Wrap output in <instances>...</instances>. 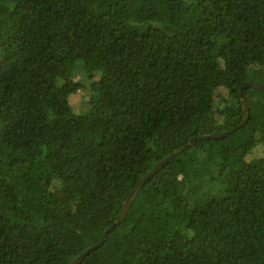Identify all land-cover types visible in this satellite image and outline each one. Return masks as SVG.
Here are the masks:
<instances>
[{
    "label": "trees",
    "instance_id": "obj_1",
    "mask_svg": "<svg viewBox=\"0 0 264 264\" xmlns=\"http://www.w3.org/2000/svg\"><path fill=\"white\" fill-rule=\"evenodd\" d=\"M244 83L264 85V0H0V264H70L161 160L228 131L160 168L79 264H264V92L242 89L238 127Z\"/></svg>",
    "mask_w": 264,
    "mask_h": 264
},
{
    "label": "water",
    "instance_id": "obj_2",
    "mask_svg": "<svg viewBox=\"0 0 264 264\" xmlns=\"http://www.w3.org/2000/svg\"><path fill=\"white\" fill-rule=\"evenodd\" d=\"M244 87H250V88H253V89H256V90H259V91L264 92V85L255 84V83H244L241 86L239 96H240V101L242 103V108H243V120H242L241 124L238 127L243 126L247 122V120H248V102H247V99H246L245 95L242 92V89ZM231 132H233V131H228V132H225V133L214 134V135H207V136H201V137L193 138L186 145H184L183 147H181L177 151L173 152L171 155H169L165 159L161 160L144 178H142L138 182V184L136 185V187L131 191V193L129 194L127 200L124 202V204L122 206V209L120 211V214L118 216V219L108 229L105 230V232L103 233L102 237L98 240V242L94 246H92L91 248L85 250L80 255H78L70 264H79L80 262H82V260L87 255H89L92 251H94L95 249H97L98 247H100L105 242V240L108 237L109 233L114 229V227L116 225H119L122 222V220L124 219L125 214H126V212L128 210V207H129L130 203L132 202V200L134 199L136 193L143 187V185L160 168H162L165 164H167L169 161H171L175 156H177L180 153L186 151L193 144H195L197 142H200V141H204V140H209V139L224 137L225 135H227L228 133H231Z\"/></svg>",
    "mask_w": 264,
    "mask_h": 264
},
{
    "label": "rangeland",
    "instance_id": "obj_3",
    "mask_svg": "<svg viewBox=\"0 0 264 264\" xmlns=\"http://www.w3.org/2000/svg\"><path fill=\"white\" fill-rule=\"evenodd\" d=\"M59 76H60L61 81H65L68 78H70V71L67 68H63L59 71ZM73 80L75 82L80 83L81 85L87 86V85H85L87 83V80H88L87 76L85 75V73H83L82 71H80L78 69L75 70V72H74V79ZM89 102H90V93L87 90H83V91L78 90L76 93L70 95V97H69V104H70L72 110L76 114L86 113L90 107ZM59 187L60 186L56 182H54V184L52 186V192H53L52 198H53V200L59 199L61 201V203H63L64 205H67L68 204L67 200L70 198V196H68L67 193L62 192ZM62 242L67 249V254L69 257L68 259H72L73 255H74V247H75V242H76L75 236L70 235L67 237L65 236L64 238L62 237Z\"/></svg>",
    "mask_w": 264,
    "mask_h": 264
}]
</instances>
